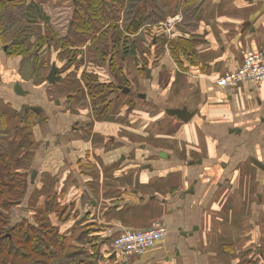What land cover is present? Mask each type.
Wrapping results in <instances>:
<instances>
[{"label": "crops", "instance_id": "0c3cea01", "mask_svg": "<svg viewBox=\"0 0 264 264\" xmlns=\"http://www.w3.org/2000/svg\"><path fill=\"white\" fill-rule=\"evenodd\" d=\"M70 1L28 0L26 7L36 34L57 41L56 52L46 42L36 53L32 35L31 56L14 53L0 33V174L13 167L26 177L12 221L48 216L61 245L54 264H264V86L230 92L215 82L264 44V0H158L166 20L180 18L173 39L161 29L149 37L144 28L123 38L126 75L139 82L144 70L153 87L134 95L196 111L187 122L156 114L146 136L138 121L116 118L130 94L110 100V115L91 112L96 119L86 120L78 109L89 111L82 72L94 51L79 47L84 64L65 66L58 40L71 29ZM140 56L143 67L134 64ZM53 64L62 75L55 84L47 81ZM128 68L112 76L122 82ZM107 141L121 150L108 151ZM159 221L167 235L143 254L125 259L113 250L116 235Z\"/></svg>", "mask_w": 264, "mask_h": 264}, {"label": "trees", "instance_id": "16d2710c", "mask_svg": "<svg viewBox=\"0 0 264 264\" xmlns=\"http://www.w3.org/2000/svg\"><path fill=\"white\" fill-rule=\"evenodd\" d=\"M70 3L73 5L71 29L64 39L58 40L63 46L62 52H68L65 66L69 64L77 68L83 65L79 47L88 44L94 53L82 72L83 80L90 91L93 105L101 104L108 110L113 96L111 88L114 85L109 81L111 78L106 77L109 73L113 75L115 70L122 69L124 56L130 52V47L123 38L138 33L141 28L146 30L148 25L165 21L164 7L158 0H72ZM27 5L28 0H0V33L9 35L13 45L12 52L31 56L33 47L27 46V39L32 35H36V41L40 42L36 50L38 54L41 52V45L48 42L53 48L57 41L53 43L51 35L42 39L36 34L34 25L27 18ZM20 11L22 15H19ZM120 21H123L122 25ZM160 27L161 23L155 28L156 33ZM49 31L54 33L51 27ZM117 32L119 34L116 38ZM54 35L56 36L55 33ZM100 39L104 41L97 42ZM104 44L106 48H103ZM188 48H182L183 52ZM178 52L176 50L174 54L182 62ZM25 178L23 172L13 167L6 177L0 174V264H54L61 255V245L56 238V227L48 216L36 215L35 222L26 218L12 221L11 211L19 204Z\"/></svg>", "mask_w": 264, "mask_h": 264}, {"label": "built area", "instance_id": "2783aa9c", "mask_svg": "<svg viewBox=\"0 0 264 264\" xmlns=\"http://www.w3.org/2000/svg\"><path fill=\"white\" fill-rule=\"evenodd\" d=\"M179 21V16H174L161 23V34L166 28L171 31ZM215 82L230 92L236 91L244 83L252 84L257 90L264 86V44L257 50L245 52L241 66L220 76ZM167 232L166 224L161 221L147 228L126 230L113 237L112 248L123 258L130 259L143 254L163 239Z\"/></svg>", "mask_w": 264, "mask_h": 264}, {"label": "rangeland", "instance_id": "374dc122", "mask_svg": "<svg viewBox=\"0 0 264 264\" xmlns=\"http://www.w3.org/2000/svg\"><path fill=\"white\" fill-rule=\"evenodd\" d=\"M61 23H65V22L61 21ZM152 26L153 25H151V26L146 28V34L149 37L150 36L153 37V34L157 35L156 30H154L155 28H153ZM174 29H175V27L171 31H169L167 28L165 29L166 33H168V36L171 35V40L174 37V34H173L174 33ZM113 34H115V33H113ZM152 40L153 39H151V43H152ZM139 45H140V42H139ZM145 47H148V46L146 45ZM140 48H142V45H140ZM52 49L55 51V48H52ZM149 49H150V47H149ZM146 53H148V51ZM134 64H135V66H140L141 65L143 67V66H145L147 64V59L144 61V57H142V56H140L139 58L137 57V58L134 59ZM128 66H129V63L127 61L125 62L124 59H123L122 68L123 69L124 68L127 69ZM130 72H131V70L129 68H128V70L126 72H124L125 79L122 80V82L124 84L128 83V81L137 82L136 83V87L138 89L137 91H139V93L141 92V94H147L150 90L153 89V87L144 78V76H145V71L144 70H143V72H141V75L143 77L141 76V79L138 78L139 82L133 80L132 77L126 75V73H130ZM107 76L108 77H106V78L110 77L111 79L117 80L110 73ZM133 91H135V90H133ZM130 95L131 96L123 97V101H124V106L123 107L124 108L123 109L121 108V110L117 111L116 118L121 123L130 122L131 120H133L134 122L138 121V126L140 127L141 134L144 131V134L146 136V134L148 132V129H149L148 126L153 127V124H154L153 117H155L156 114H158V115L160 114L161 116H165V112L163 110L164 107L162 109V106L154 105V104H152L151 102H149L147 100L146 101H142L140 98H137L134 95L133 92ZM156 96H157L156 97L157 99L159 98V100L162 101V99L160 98V96L158 94ZM114 97H116V96H112L111 99H113ZM74 101H77V103H79L78 101H82V99L75 98ZM85 103L87 105L86 107L89 108V111H87L85 108H83V109L82 108H78V109L85 112V119L86 120H90L93 117L94 118L97 117L96 114H95V116H93V113H91V112H96L97 114H102V115L103 114L106 115L107 113H109V115H110L109 109L106 110L104 105H101V104H98L97 107L95 108V110L91 109V107H90L91 98L90 97L87 98V100H85ZM163 103H164V101H163ZM119 113H122V116H119ZM91 121L95 122L93 120H91ZM96 121H98V120H96ZM122 121H125V122H122ZM127 127H129V126H127ZM108 131L117 133L118 136L121 137V138L127 137V135H130V133H129L130 129H126V128L124 130L113 128V129H108ZM127 133H129V134H127ZM107 147H108V151H111V152L118 151L119 152V150H121L122 146H121L120 143L111 144L110 141H107ZM255 159H257V158H255ZM253 245L255 246V244H253Z\"/></svg>", "mask_w": 264, "mask_h": 264}, {"label": "water", "instance_id": "95a60500", "mask_svg": "<svg viewBox=\"0 0 264 264\" xmlns=\"http://www.w3.org/2000/svg\"><path fill=\"white\" fill-rule=\"evenodd\" d=\"M58 70H59L58 66L56 64H53L47 76V81L49 83L55 84L62 79V75L58 74ZM145 70H146V76L149 78L151 76V68L145 67ZM137 94L141 95L140 93H137ZM142 96H145V94H142ZM164 110H165L166 115L175 116L185 122L189 121L196 114V111L189 110V108L186 105L180 108L165 106ZM253 161L257 165L259 164L260 166H263V164L257 159L253 158Z\"/></svg>", "mask_w": 264, "mask_h": 264}, {"label": "flooded vegetation", "instance_id": "af4514ba", "mask_svg": "<svg viewBox=\"0 0 264 264\" xmlns=\"http://www.w3.org/2000/svg\"><path fill=\"white\" fill-rule=\"evenodd\" d=\"M109 81H111L112 85H114V87L111 88L112 94L114 96H118L120 94H131L132 92L134 94L139 93V91H137L138 89L136 87V82L128 81V83L124 84L123 82H120V81L114 80V79H111ZM133 90H135V91H133ZM96 107H97V104L92 105V109H95Z\"/></svg>", "mask_w": 264, "mask_h": 264}]
</instances>
